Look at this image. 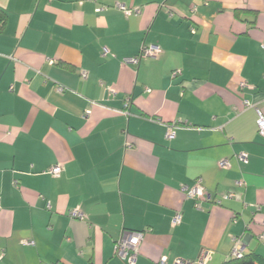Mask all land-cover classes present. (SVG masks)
<instances>
[{"label":"crops","instance_id":"1","mask_svg":"<svg viewBox=\"0 0 264 264\" xmlns=\"http://www.w3.org/2000/svg\"><path fill=\"white\" fill-rule=\"evenodd\" d=\"M0 9V264H125L123 231H145L135 264L202 248L223 264L235 239L264 258V0ZM143 44L161 52L123 61ZM197 179L210 195L201 209L181 190Z\"/></svg>","mask_w":264,"mask_h":264},{"label":"built area","instance_id":"2","mask_svg":"<svg viewBox=\"0 0 264 264\" xmlns=\"http://www.w3.org/2000/svg\"><path fill=\"white\" fill-rule=\"evenodd\" d=\"M116 6L121 9L125 14H130L132 12H138L137 8H127L122 3H116ZM98 8L97 10H100ZM195 7H192L194 10ZM108 50L103 48V55L107 54ZM161 52V48L159 45L155 44H143L141 45L139 52L136 56L126 57L123 59L125 63H134L137 64L141 59L145 58H153L156 57ZM177 71H173V75H176ZM85 76V73H83ZM244 85L243 83H241ZM62 90L61 87L58 88ZM148 90V88H146ZM245 106H252L248 101H245ZM122 113H127L126 110L121 111ZM257 131L261 136H264V116L261 114L259 110H257ZM166 137L171 139L174 137V127L169 125L166 131ZM237 158L242 162H247V156L243 153H238ZM221 167H227L229 165L228 159H222L219 162ZM62 171L60 164H55L46 170L47 173L52 176H58ZM238 185L242 184V181L237 182ZM181 190L183 191L185 197L193 199L195 202V207L197 209H201V201L203 199H210V195L205 191L201 179H197V181L192 185H182ZM224 198H237V194L234 192H229L223 196ZM216 203H221V199L215 200ZM71 216L75 218L82 219L84 217L81 210L77 207L71 211ZM180 214L176 213L172 218V223L176 224L180 221ZM145 231H123L118 239L114 242V253L117 257H119L125 264H135L137 257L139 255V246L144 238ZM28 244H32V241H28ZM230 257H241L243 255V247L240 240L235 239L234 244L230 251ZM213 257V250L208 248H202L198 253L197 257L194 259L175 257L170 263L166 262V258L162 257L159 260V264H209Z\"/></svg>","mask_w":264,"mask_h":264},{"label":"trees","instance_id":"3","mask_svg":"<svg viewBox=\"0 0 264 264\" xmlns=\"http://www.w3.org/2000/svg\"><path fill=\"white\" fill-rule=\"evenodd\" d=\"M242 11H235L236 16H238ZM5 13L0 9V29L1 25L5 20ZM223 264H264V258L260 255L251 252L248 254H243L241 257H231Z\"/></svg>","mask_w":264,"mask_h":264}]
</instances>
